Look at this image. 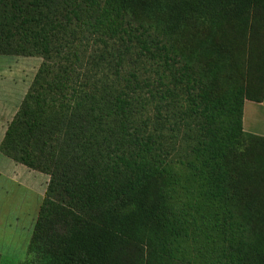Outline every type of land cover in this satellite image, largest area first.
<instances>
[{
	"label": "trees",
	"instance_id": "1",
	"mask_svg": "<svg viewBox=\"0 0 264 264\" xmlns=\"http://www.w3.org/2000/svg\"><path fill=\"white\" fill-rule=\"evenodd\" d=\"M41 57L0 152L48 176L21 264H264V0H0Z\"/></svg>",
	"mask_w": 264,
	"mask_h": 264
},
{
	"label": "rangeland",
	"instance_id": "2",
	"mask_svg": "<svg viewBox=\"0 0 264 264\" xmlns=\"http://www.w3.org/2000/svg\"><path fill=\"white\" fill-rule=\"evenodd\" d=\"M41 62V57L0 55V133H5ZM245 110L246 128L264 136V106L248 102ZM19 174L17 179L30 188L0 176V264L25 260L46 190V175Z\"/></svg>",
	"mask_w": 264,
	"mask_h": 264
},
{
	"label": "crops",
	"instance_id": "3",
	"mask_svg": "<svg viewBox=\"0 0 264 264\" xmlns=\"http://www.w3.org/2000/svg\"><path fill=\"white\" fill-rule=\"evenodd\" d=\"M248 102H250L252 104H255V105L264 106V101L263 102H260V103L253 102V101H246L245 102V106H244V121H243V123H244V129H245V131H248V132H251V133H255L256 134L257 131L256 132H252V131H250V130H248L246 128L247 125H246V118H245V111H246L245 109H246V104ZM0 134H2L1 139H0V142H1L2 139H3L4 133L2 132ZM27 172L33 173V175L35 177L37 175H39L37 173H40V172H37L35 170L29 169L25 165H22L20 163H17L15 161H13L12 159L4 156L0 152V176H2L3 178H5L6 180H8V178H10L11 181L15 182V184H17L18 186H24L26 188H30L26 183L24 184V180L21 182L20 180H18L19 178L17 179V177L20 175L19 173H22L23 178H24V175ZM41 174H43V173H41ZM45 180H46V182H48V176L47 175L45 176Z\"/></svg>",
	"mask_w": 264,
	"mask_h": 264
}]
</instances>
